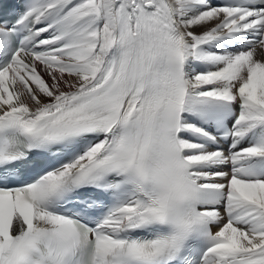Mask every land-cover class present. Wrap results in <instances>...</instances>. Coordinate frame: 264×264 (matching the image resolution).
Here are the masks:
<instances>
[{"label":"snow or ice","instance_id":"6c2138e0","mask_svg":"<svg viewBox=\"0 0 264 264\" xmlns=\"http://www.w3.org/2000/svg\"><path fill=\"white\" fill-rule=\"evenodd\" d=\"M0 264H264V0H0Z\"/></svg>","mask_w":264,"mask_h":264}]
</instances>
